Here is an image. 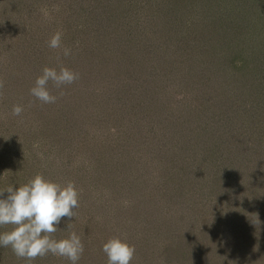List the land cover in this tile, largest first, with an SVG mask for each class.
I'll return each instance as SVG.
<instances>
[{
	"label": "rangeland",
	"instance_id": "374dc122",
	"mask_svg": "<svg viewBox=\"0 0 264 264\" xmlns=\"http://www.w3.org/2000/svg\"><path fill=\"white\" fill-rule=\"evenodd\" d=\"M126 1L17 0L13 13L1 2L0 192L37 174L74 183L73 219L51 235L80 236L78 264H107L114 237L135 249L131 264H261L264 223L248 221L264 215V0ZM46 66L78 75L49 82L55 103L30 93ZM71 127L87 132L78 146ZM219 147L226 159L209 158ZM29 262L69 264H15Z\"/></svg>",
	"mask_w": 264,
	"mask_h": 264
},
{
	"label": "clouds",
	"instance_id": "9594fccd",
	"mask_svg": "<svg viewBox=\"0 0 264 264\" xmlns=\"http://www.w3.org/2000/svg\"><path fill=\"white\" fill-rule=\"evenodd\" d=\"M49 47H61V33H55ZM70 54L64 49V55ZM78 78L77 73L66 67L59 70L44 67L36 78L30 93L43 103H55L48 88L49 82L59 88L72 84ZM13 114L20 115L23 109L13 107ZM0 227L12 225L10 231H0V247H11L13 253L21 259L33 260L49 253L53 256L66 258L69 264H78L84 252L80 236L72 231L66 238L56 239L51 234L60 229L59 225L70 223L74 210L78 207L79 193L72 182L61 185L37 174L22 186L11 185L0 197ZM107 257V264H131L135 249L118 237L108 239L102 245Z\"/></svg>",
	"mask_w": 264,
	"mask_h": 264
},
{
	"label": "trees",
	"instance_id": "16d2710c",
	"mask_svg": "<svg viewBox=\"0 0 264 264\" xmlns=\"http://www.w3.org/2000/svg\"><path fill=\"white\" fill-rule=\"evenodd\" d=\"M116 1H120V0H116ZM184 0H181L180 2H183ZM1 2H2V4L3 5H5V7L7 8V9H10V11L12 10V13L13 12H16V10H15V8L17 9V7H18V5H15L16 4V2H17V0H0V4H1ZM127 2V4H133V3H135L134 5H136V3H137V0H127L126 1ZM83 3V2H82ZM148 4V3H147ZM222 4V3H221ZM230 4H232V3H230ZM134 5H130L129 7H134ZM216 6H220V5H218L217 3L215 4ZM146 7V6H145ZM27 8V10H30L29 12H34L35 10H33V8H34V4L33 5H30V6H28V7H26ZM101 13L103 14V15H109V13H105L103 10H101ZM140 13V11H139V9L137 8V13H136V17H139V14ZM121 15H122V13H120V14H117V15H115V16H110L109 17V19H108V22L110 23L109 25L111 26V24H112V19H114V18H118V17H121ZM127 15L129 16H131V18H133L134 16H135V9L134 10H128L127 11ZM126 15V16H127ZM107 16L105 17V18H107ZM144 19H146V18H144ZM149 19V18H148ZM20 21V20H19ZM18 20H17V22H19ZM92 21H94L93 22V24H96L95 23V19H92ZM104 22H107V20L106 19H103L102 20V23H104ZM129 23V22H128ZM148 24H149V22H148ZM147 24V25H148ZM113 25V24H112ZM147 25H146V23L145 22H143V23H141V25H140V27H142V28H145V29H147L148 27H147ZM129 27V34L127 33V35L129 36V42H128V48L129 49H131L132 51L134 50V47H140L139 45H138V43H137V41L135 40V35H134V33L136 32V28L134 27V26H132V25H130V26H128ZM74 32V31H73ZM133 32V33H132ZM130 33H132L131 35H130ZM8 42V41H7ZM10 65V64H9ZM37 65V64H36ZM38 66V65H37ZM6 70H5V68L3 69V71H2V73L1 74H4V76L2 77V78H5V75H6V77L7 76H10L11 77V72H8L7 71V73L5 72ZM13 78V77H12ZM12 78H10V79H12ZM13 90H15V88H13ZM76 105V104H75ZM263 109H262V112H264V105H263V107H262ZM67 110L69 111V113L73 110V113H74V116H72V118H76V107H70V108H67ZM260 114H264V113H260ZM89 118V117H88ZM69 120H70V118H69ZM76 126V124H74L73 125V128ZM72 127H71V131L68 133V136H67V138H66V140L71 144V145H73L74 146V144L75 145H77V143H80L81 141H83V139H84V133L87 135V132L86 131H78L77 132V129H76V131L73 129ZM261 138V137H260ZM90 140H92V139H90ZM84 142V141H83ZM78 146V145H77ZM226 148V147H225ZM219 149H221V151L220 152H217L216 150H219ZM222 148L221 147H219V148H217V149H211V150H209V158H211V157H217L218 155H220V157H222V158H224V159H226L225 158V150H224V152H222ZM213 162V161H212ZM264 169V168H263ZM70 173H73L72 172V170H70ZM78 175H79V178L80 179H84V175H82V176H80V174L79 173H77ZM96 181V180H95ZM191 181V180H190ZM186 182H189L188 180L186 181ZM90 183H92V180H90ZM254 184V183H253ZM261 184V183H260ZM89 187H90V185L88 184L87 186H86V189L87 190H89ZM257 188H258V186H257V184L254 186V192H252V199L253 198H256V197H258V195L256 194V192H257ZM249 198H250V196H249ZM250 200V199H249ZM264 215H263V213H261V214H259V215H254L249 221H248V223L249 222H256V223H258L257 225H262L264 222ZM259 227V226H258ZM258 227H255V228H258ZM10 249V250H9ZM3 248V247H0V261H4V264H15V261L18 259H20V258H18L14 253H13V251H12V249L11 248ZM263 250V249H262ZM257 253H260L261 254V256L262 257H256L255 259V261H259L260 260V262H261V264L264 262V250L263 251H257ZM14 254V255H13ZM5 257L6 258H8L9 260H7L6 261V259H5ZM21 261V260H20ZM30 264H42L41 262H37V263H34V262H29ZM79 263V262H78ZM195 263L196 264H198V263H200L199 261H195ZM86 264V263H85ZM192 264V263H191ZM249 264V263H248Z\"/></svg>",
	"mask_w": 264,
	"mask_h": 264
}]
</instances>
